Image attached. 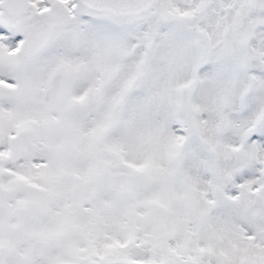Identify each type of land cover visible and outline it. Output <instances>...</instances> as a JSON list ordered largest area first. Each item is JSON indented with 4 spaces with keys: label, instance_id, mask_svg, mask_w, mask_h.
Listing matches in <instances>:
<instances>
[{
    "label": "snow or ice",
    "instance_id": "obj_1",
    "mask_svg": "<svg viewBox=\"0 0 264 264\" xmlns=\"http://www.w3.org/2000/svg\"><path fill=\"white\" fill-rule=\"evenodd\" d=\"M0 264H264V0H0Z\"/></svg>",
    "mask_w": 264,
    "mask_h": 264
}]
</instances>
